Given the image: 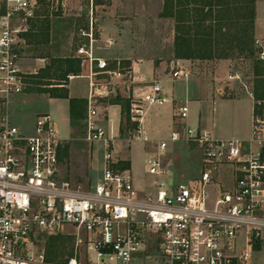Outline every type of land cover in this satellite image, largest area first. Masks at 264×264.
Here are the masks:
<instances>
[{
	"label": "built area",
	"instance_id": "2783aa9c",
	"mask_svg": "<svg viewBox=\"0 0 264 264\" xmlns=\"http://www.w3.org/2000/svg\"><path fill=\"white\" fill-rule=\"evenodd\" d=\"M39 6V0H0V105L7 110L26 87L22 34ZM97 31L91 16L88 28L80 32L87 42L75 56L88 71L78 75L89 85L83 140L101 153V177L92 181L64 176L59 150L65 140L49 113L37 115L31 131L3 116L0 264H50L45 236L57 234L76 240L66 264H130L148 256L149 247H155L162 264L250 263L254 246L264 241V114L254 116L248 138H217L210 129L187 123L185 103L174 113L178 127L167 138H152L145 117L150 106L167 101L162 86L137 79L135 68H124L120 60L97 57L95 50L113 43L111 38L101 40ZM254 46L264 60V41L256 38ZM171 67L174 79L188 78L177 63ZM228 77L241 78L237 70ZM125 83L133 85L126 96L130 124L125 121L118 131L106 128L101 123L104 100L117 96L118 86ZM119 140L149 147V189L138 190L131 169L119 166ZM170 143L199 152L198 175L175 176Z\"/></svg>",
	"mask_w": 264,
	"mask_h": 264
},
{
	"label": "rangeland",
	"instance_id": "374dc122",
	"mask_svg": "<svg viewBox=\"0 0 264 264\" xmlns=\"http://www.w3.org/2000/svg\"><path fill=\"white\" fill-rule=\"evenodd\" d=\"M106 4L93 5V0H59L64 6H61L62 11L57 18H55L54 26V40L49 50H44L45 53L55 56H70L76 55V45L83 40L80 37L79 32L76 30V24L80 19L90 20L93 16L94 23L98 29L97 34H100V29L104 27H121L125 24V28L131 30L130 39L132 47L136 57L152 58L156 61L164 60L166 72H172L170 61L171 47L170 31L172 23L168 20L161 19L159 13L162 9V0H103ZM258 14L261 29L264 34V0H258ZM129 19V20H128ZM78 20V22H77ZM17 23V21H16ZM107 30V29H106ZM114 36V33H111ZM117 49L113 46L110 50H101L98 54L102 57H108L112 52ZM114 62V60H110ZM121 61V60H120ZM125 63H121L126 69H133L130 59H124ZM126 62H129L128 64ZM230 72L235 70L239 71L241 78L237 80L234 87L226 86L228 92H224V96L237 97L243 96L244 104L241 110L238 109V118L244 123L248 117L250 99L249 93H252L253 82V60L247 57H235L230 61ZM28 72L30 69H27ZM86 67H82L81 75L86 74ZM137 72V71H136ZM133 73L137 75V73ZM28 74V73H27ZM185 79V78H184ZM184 79H182L183 82ZM156 81V80H155ZM230 81H227V83ZM131 84L125 83L119 85L117 88L118 95L128 96L129 87ZM69 87L74 94H85L88 89V80L83 76L69 79ZM132 87V86H131ZM130 87V89H131ZM124 89V91L122 90ZM30 94V95H28ZM27 95V96H26ZM41 95V96H40ZM22 96L24 98L15 97V101H12L9 107V116L15 117L13 120L14 125L18 127H28L29 124L23 123L24 113L29 112L31 116H37L48 108L51 110L52 118L55 120L56 128L59 130V135L67 137L60 149L62 150L61 168L65 177L73 178L75 180H87L96 181L99 179L102 173V160L101 153L96 145H89L83 140L85 135V125L83 128L76 127L74 132L71 133L66 124H62L58 121L59 116L66 114L68 101L66 99L57 101L56 103H49L46 98L48 94L27 92L24 90ZM44 96V97H43ZM116 95H112L114 97ZM251 96V95H250ZM111 98V97H110ZM253 98V97H252ZM62 99V98H60ZM108 100V99H106ZM104 100L108 103V101ZM227 104H235L232 101ZM211 99L207 101V111L212 110ZM248 104V105H247ZM58 106V108H57ZM191 109L194 107L193 103L190 104ZM248 108V109H247ZM55 110V111H52ZM7 109H4L0 105V121L3 116H6ZM57 119V120H56ZM125 122L122 120L121 124ZM84 123V122H83ZM121 129V127H120ZM170 126H165L162 129L164 136L169 135ZM162 133V134H163ZM123 139V137H121ZM67 146V149L65 147ZM117 147L121 156L125 155L131 165V172L134 176L135 186L140 191L149 189L151 182V176L146 173V159L149 153V147L141 142H128L125 140H119ZM177 149L178 159H181V147L176 143L169 144V151ZM190 151V150H189ZM192 157V172H179L181 177H189L198 175L200 169V154L197 151H191ZM70 153V155H69ZM90 159L91 162L89 161ZM70 160V161H69ZM69 161V162H68ZM70 163V169H69ZM77 172L78 175H69V172ZM82 172L86 175L83 177ZM81 173V174H80ZM177 177V176H176ZM87 178V179H86ZM45 254L46 260L50 264H66L67 257L73 255L75 249V238L65 234H57L53 236H45ZM148 256H144L141 260L139 258L134 259L130 264H162L155 256V247H149ZM248 264H264V241L259 245L258 249L253 252V257Z\"/></svg>",
	"mask_w": 264,
	"mask_h": 264
},
{
	"label": "trees",
	"instance_id": "16d2710c",
	"mask_svg": "<svg viewBox=\"0 0 264 264\" xmlns=\"http://www.w3.org/2000/svg\"><path fill=\"white\" fill-rule=\"evenodd\" d=\"M160 18L174 21L173 53L177 59H233L247 57L253 60L254 116L264 114V60L256 56L254 46V25L256 17V0H162ZM39 9L29 20V29L23 33L26 46L34 43L33 53L46 57L47 63L36 73L26 74L25 90L27 92L45 93L51 98L69 100L70 124L83 128L82 121L87 113V99L69 96L67 85L69 76L81 75V60L75 56H55L49 50L53 39L55 18L62 11L61 5L48 0H39ZM106 4L103 0H93V5ZM78 22V20H77ZM89 22L80 19L76 30L87 29ZM97 35V34H96ZM77 43L78 47L87 42L86 38ZM26 50V49H25ZM125 63V62H124ZM127 64L129 62H126ZM107 101V100H106ZM110 104H119L127 124L129 120V100L119 95L108 99ZM121 129H124L122 123ZM67 149V146L65 147ZM62 150L59 151L60 159ZM119 166L130 168V162L121 160ZM259 244L254 246L258 249Z\"/></svg>",
	"mask_w": 264,
	"mask_h": 264
},
{
	"label": "crops",
	"instance_id": "0c3cea01",
	"mask_svg": "<svg viewBox=\"0 0 264 264\" xmlns=\"http://www.w3.org/2000/svg\"><path fill=\"white\" fill-rule=\"evenodd\" d=\"M257 5H258V0H256L254 41L256 38L262 39L264 41V34L262 32L261 24L259 22L260 18L258 14ZM161 19L168 20L172 23L169 45L171 47V57L173 58L171 59L170 64L177 63L181 68H183L188 73V78L186 79L184 78L174 79L171 76L170 72H166L165 64L167 63L164 60L156 61L151 57L150 58L136 57L135 55L136 52H134L135 49H133L132 47L133 42L129 40L131 30L125 28L124 27L125 24H122L120 28L114 25V27L102 26L100 29V34L98 35V37L101 40H106L109 38L113 40V43L109 48L102 50H110L113 46H116L117 48L112 52L110 56L102 57L98 54V52L101 50H95V55L97 57L106 58L108 60L109 59L114 60V62H116L117 60H121V63H124V59L127 60L130 59L131 64L134 66L135 70L137 71L136 72L137 79L156 80L162 86L167 101L161 105L150 106L147 110V114L145 117V127L149 136H151L152 138H166V136H164V133L162 132V129L165 126H170L171 129L168 133L170 134L172 130L178 127V121L175 119L174 113L178 108V106L186 103L189 106V117L187 119L188 124L198 125L202 128H208L213 132V134L217 138H230V137L248 138L250 136L252 121L254 118V99L252 98V96L250 95L248 96L250 99V104L249 105L247 104L249 107L248 117L246 121L242 123L238 118V109L241 110V107L244 105L242 104L243 100L241 99L245 95L237 96V97H229V96H224L223 94L224 92H228L225 85H228L229 87H234V84L237 81V79H229L228 77L229 74L233 73L230 72V68H231L230 61L232 59L228 58V59H214V60H199V59L191 60V59L175 58L173 53L174 34H175L174 21L169 18H161ZM110 32L114 33V36L111 35ZM52 42L53 39L50 41V43L52 44ZM34 46H35L34 43L29 42V45H27L25 48L26 50L24 51V57L21 61L22 70L28 74L36 73L40 68H43L47 63L46 57H39L33 53L32 49ZM27 69H30V71L28 72ZM87 72L88 71H86V73ZM72 79H70V81ZM182 79H184V81L180 82L182 81ZM227 81L230 82L227 83ZM131 86L133 85L131 84ZM67 88L69 90L70 97L86 99L88 96L89 85L87 92L83 95L72 93L69 87V83L67 85ZM122 90L124 91L123 88ZM119 96L123 99H127L126 94ZM15 97L24 98L25 96H22V94H20ZM15 97L10 101L6 113L12 123L13 120H15V117L11 118L9 116V107L11 102L15 101L14 100ZM46 98L49 100V103H56L57 101L64 100L60 98H51L49 96H47ZM210 99L213 104H212V110L208 112L207 101ZM66 100L68 101L66 114L59 116L58 121L62 124H66L67 128H69L71 133H73L76 127H72L70 124L69 100L68 99ZM226 100L232 101L235 104H227L229 102L225 103L224 101ZM191 103H193L194 105L192 109L190 107ZM104 104L105 106L104 108H102V111L105 114V118L103 121H101L102 125L105 126L106 128H109L111 126L116 131L120 130V127L122 126L121 122L122 120H124V115L122 114L121 105L110 104L109 102L108 103L104 102ZM42 113H49L51 115V110L48 108L47 110L38 113L37 115ZM36 117L35 115L31 116L29 112L24 113V116L22 117L24 120L23 123L29 124V126L24 127L23 129L31 131ZM83 122L84 120L82 121V123ZM57 132L59 135V130H57ZM60 138H62L65 141L68 140L67 137L60 136ZM176 144H178L179 147H181L180 152L182 154L181 156L182 158L178 159L179 154L176 153L177 149H175L174 151L171 150V152L169 151L170 152L169 156H170L172 170L173 172H175V176L179 178L178 177L180 175L179 172H189V171L192 172V166L195 164H193L192 162L191 151L194 152L196 150L188 148L184 143H176ZM119 157L121 160L129 161V159L125 155L121 154L120 156L119 154ZM91 160L92 159H90L89 161L91 162ZM101 160H102V156H101ZM199 161H200L199 164L201 166V160L199 159ZM69 169H70V163H69ZM130 169H131V165H130ZM74 174L78 175L77 172H71V171L69 172L70 176H73ZM85 175L86 173L82 172V176L84 177Z\"/></svg>",
	"mask_w": 264,
	"mask_h": 264
}]
</instances>
